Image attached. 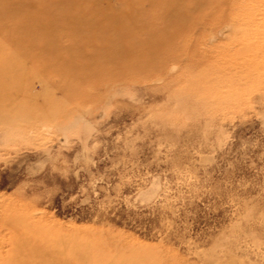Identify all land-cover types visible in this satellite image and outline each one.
<instances>
[{
    "label": "rangeland",
    "instance_id": "374dc122",
    "mask_svg": "<svg viewBox=\"0 0 264 264\" xmlns=\"http://www.w3.org/2000/svg\"><path fill=\"white\" fill-rule=\"evenodd\" d=\"M0 264H264V0H0Z\"/></svg>",
    "mask_w": 264,
    "mask_h": 264
},
{
    "label": "bare ground",
    "instance_id": "6f19581e",
    "mask_svg": "<svg viewBox=\"0 0 264 264\" xmlns=\"http://www.w3.org/2000/svg\"><path fill=\"white\" fill-rule=\"evenodd\" d=\"M130 7V6H129ZM96 15H94V16H92V17H90V19H87L86 21H80L81 22V25L80 26H84V25H86V26H88V25H92V24H94V23H96V21H95V19H96ZM66 19H64V20H52V21H48L47 22V25H49V26H52V27H58V26H61L60 24H59V22L61 21L62 23H63V25L65 26V27H68V25H69V23L70 24H73L74 23V21L73 20H69L70 18L69 17H65ZM73 21V22H72ZM29 22V21H28ZM27 25H33L34 24V22L32 23V22H29V23H26ZM45 25V24H44ZM46 25V26H47ZM37 31V30H36ZM12 89V88H11ZM12 91H11V93L9 94V93H7V92H5V94H4V96L10 101L11 100V96H12ZM3 95V94H2ZM8 101V102H9Z\"/></svg>",
    "mask_w": 264,
    "mask_h": 264
}]
</instances>
